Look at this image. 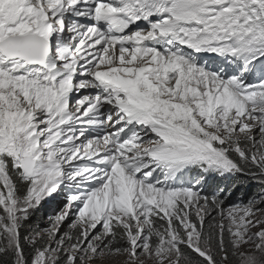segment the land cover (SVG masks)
I'll return each mask as SVG.
<instances>
[{
    "label": "snow or ice",
    "instance_id": "6c2138e0",
    "mask_svg": "<svg viewBox=\"0 0 264 264\" xmlns=\"http://www.w3.org/2000/svg\"><path fill=\"white\" fill-rule=\"evenodd\" d=\"M238 176L264 186V0H0V264H264V189L201 188Z\"/></svg>",
    "mask_w": 264,
    "mask_h": 264
},
{
    "label": "rangeland",
    "instance_id": "374dc122",
    "mask_svg": "<svg viewBox=\"0 0 264 264\" xmlns=\"http://www.w3.org/2000/svg\"><path fill=\"white\" fill-rule=\"evenodd\" d=\"M205 58H207V57H205ZM85 94H88V90H81V93H79L77 95H85ZM248 181H249V179H248ZM250 182L253 183L254 187H251L249 189L248 195L246 197H242L244 195V192L242 190H241L242 192L240 191V193H239V196L242 197V199L245 202L247 201L248 198L260 193L262 191V189H264V186H262L258 182L253 181V180H250ZM65 195H66V192L62 190L61 193L58 196L54 197L51 200L45 201V203L40 207V209L42 210L43 217L40 220V222L38 221V223H40L39 225H37L39 229H44V228L48 227L47 217L49 215L55 214L56 212L60 211L64 207V203H65L64 197H65ZM229 197H231V195H228V196L225 197V203H224L225 210L228 209L229 205L236 204L238 202V200L241 199V198H239L236 202L232 203V202H228L227 201V199ZM261 207L264 208V205H262ZM71 221H72V217L70 216L68 218L67 223H65L63 225V227L66 228L67 225L69 223H71ZM253 231H255V229H253ZM120 259L123 260L124 257H120ZM149 264H151V262H149ZM230 264H239L238 258L237 257H232Z\"/></svg>",
    "mask_w": 264,
    "mask_h": 264
},
{
    "label": "trees",
    "instance_id": "16d2710c",
    "mask_svg": "<svg viewBox=\"0 0 264 264\" xmlns=\"http://www.w3.org/2000/svg\"><path fill=\"white\" fill-rule=\"evenodd\" d=\"M251 187H254L253 183L250 182V180L248 181V179L243 176H238L231 179L217 178L215 181H210L209 183L201 185L203 194L205 195H211L219 188H232L233 194L227 199L228 202L232 203L236 202L239 198L246 197ZM241 190L244 192V195L242 197L239 196ZM42 217V210L39 209L34 213L32 219L29 221V224L32 226L39 225L40 223H38V221L40 222ZM26 253H30V250L26 249Z\"/></svg>",
    "mask_w": 264,
    "mask_h": 264
},
{
    "label": "bare ground",
    "instance_id": "6f19581e",
    "mask_svg": "<svg viewBox=\"0 0 264 264\" xmlns=\"http://www.w3.org/2000/svg\"><path fill=\"white\" fill-rule=\"evenodd\" d=\"M76 98H77V94H73V103H74Z\"/></svg>",
    "mask_w": 264,
    "mask_h": 264
}]
</instances>
